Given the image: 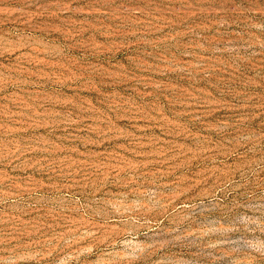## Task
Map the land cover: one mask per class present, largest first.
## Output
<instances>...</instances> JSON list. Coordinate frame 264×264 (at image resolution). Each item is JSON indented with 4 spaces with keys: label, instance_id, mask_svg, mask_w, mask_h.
Returning a JSON list of instances; mask_svg holds the SVG:
<instances>
[{
    "label": "rangeland",
    "instance_id": "1",
    "mask_svg": "<svg viewBox=\"0 0 264 264\" xmlns=\"http://www.w3.org/2000/svg\"><path fill=\"white\" fill-rule=\"evenodd\" d=\"M0 264H264V0H0Z\"/></svg>",
    "mask_w": 264,
    "mask_h": 264
}]
</instances>
